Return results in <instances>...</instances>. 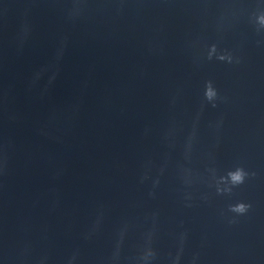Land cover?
I'll return each mask as SVG.
<instances>
[{
	"label": "water",
	"instance_id": "water-1",
	"mask_svg": "<svg viewBox=\"0 0 264 264\" xmlns=\"http://www.w3.org/2000/svg\"><path fill=\"white\" fill-rule=\"evenodd\" d=\"M261 14L264 0H0V264L25 241L89 264L125 222L130 248L154 233L155 264H264ZM236 167L256 176L218 194Z\"/></svg>",
	"mask_w": 264,
	"mask_h": 264
},
{
	"label": "clouds",
	"instance_id": "clouds-1",
	"mask_svg": "<svg viewBox=\"0 0 264 264\" xmlns=\"http://www.w3.org/2000/svg\"><path fill=\"white\" fill-rule=\"evenodd\" d=\"M257 23L261 26L257 31L264 29V14L259 15ZM28 29H25L27 33ZM261 46H264V39L257 41ZM22 45V40H21ZM217 49L213 45L208 53V59L212 60L215 56L220 61H227L229 64L233 62L231 55L220 54L216 55ZM239 62V61H237ZM218 97V91L213 87V82L208 81L205 87V98L209 102H214ZM215 107V103L212 104ZM8 175V158L5 154L0 158V192L5 188L3 178ZM256 176L255 171H248L244 167H236L235 170H231L227 173L226 177H221L220 181L223 183H229L230 187L220 188L217 187V193L223 195L225 192L231 193L233 188H237L244 185L246 181ZM156 184L159 183L157 180ZM155 195V193H150ZM191 199V197H186ZM187 206H191L190 204ZM251 208L250 204L240 202L229 205V211L237 214L238 216L245 215ZM103 222V214L98 216L93 226L84 234L86 241H92L100 232ZM7 220L2 212H0V245L3 243V236L6 230ZM23 230V229H22ZM46 239V237H45ZM182 242L187 239V234H183ZM129 240V225L125 222L122 223L114 232L113 238L109 248L103 255L93 258L89 261V264H155L158 253L154 246V233H145L140 241L134 246H128ZM6 264H85L82 248L79 246L73 247L65 255L58 260L54 259L51 252L48 250H41L36 252L30 241H25L23 245L16 251L12 257H4ZM196 257H193L191 264H195ZM173 264H179V257L177 256L173 260Z\"/></svg>",
	"mask_w": 264,
	"mask_h": 264
}]
</instances>
